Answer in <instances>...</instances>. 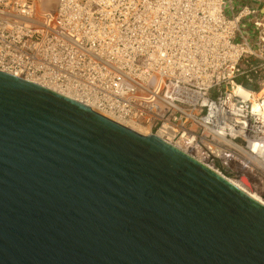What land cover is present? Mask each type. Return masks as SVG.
Instances as JSON below:
<instances>
[{"label":"water","instance_id":"obj_1","mask_svg":"<svg viewBox=\"0 0 264 264\" xmlns=\"http://www.w3.org/2000/svg\"><path fill=\"white\" fill-rule=\"evenodd\" d=\"M0 264H264V204L158 135L0 71Z\"/></svg>","mask_w":264,"mask_h":264},{"label":"built area","instance_id":"obj_2","mask_svg":"<svg viewBox=\"0 0 264 264\" xmlns=\"http://www.w3.org/2000/svg\"><path fill=\"white\" fill-rule=\"evenodd\" d=\"M42 2L0 0V71L140 126L228 178L253 176L264 190V113L252 93L235 92L264 82L258 8L242 0H58L48 10Z\"/></svg>","mask_w":264,"mask_h":264},{"label":"bare ground","instance_id":"obj_3","mask_svg":"<svg viewBox=\"0 0 264 264\" xmlns=\"http://www.w3.org/2000/svg\"><path fill=\"white\" fill-rule=\"evenodd\" d=\"M47 4V3H46ZM48 6V5H47ZM235 92H243V94H244V96L245 97H248L249 96V94L250 93H252V97H254L253 99H252V101H253V105H254V108L256 109V110H258V112H259V114L261 115L260 117L263 119V115L261 114V112H263L264 113V106H262V104L264 103V88L262 89V91L261 92H251L250 90H248V89H246L245 87H243V86H241V85H239L236 89H235ZM71 97V96H70ZM76 99V98H75ZM79 101H81V100H79ZM263 101V102H262ZM82 102V101H81ZM83 103H85V102H83ZM85 104H87V103H85ZM89 105V104H88ZM89 106H91L94 110H96L97 112H99V113H101V114H103V115H106V114H104V113H102V112H100V111H98V109L97 108H95L94 106H92V105H89ZM107 117H109V118H111V119H113V120H115V121H117V122H120V123H122L123 125H125V126H128L129 128H132V129H134V130H136V131H138V132H141V130H144L142 127H140V126H136V125H133V124H129V123H124V122H122V121H120V120H118V119H116V118H114V117H112V116H110V115H106ZM139 128V130H137L136 128ZM145 131V130H144ZM146 132V131H145ZM141 133H143V132H141ZM143 134H145V133H143ZM146 134H148V133H146ZM176 146H178V147H180V148H182L183 150H185L186 152H188L184 147H182V146H179V145H176ZM258 146V148H261V149H263L264 148V144H263V142H261V144H258L257 145ZM189 154H191L190 152H188ZM192 156H194L195 158H197L195 155H192ZM199 159V158H198ZM251 159L252 160H250L249 161V166H254V163H253V161H255V158L253 157V156H251ZM200 161H202L201 159H199ZM203 163H205L206 165H208L209 167H211L212 165H210L209 163H206L205 161H202ZM264 167V166H263ZM211 168H213V166L211 167ZM213 169H215V170H217L215 167L213 168ZM219 173H221L222 175H224V176H226L224 173H222L221 171H219V170H217ZM227 177V176H226ZM236 177V176H235ZM250 177H252V179L254 178L253 176H250ZM228 178V177H227ZM228 179H230L231 180V182H233L236 186H238L239 188H241L243 191H245V192H247L249 195H251L252 197H254L255 199H257L258 201H260V202H262L263 204H264V198H262L261 196H259L258 194H255V193H253L252 192V190L253 191H256V192H258V193H260L259 191H257L253 186H252V183L254 182V180H251V181H249V179H248V177L247 176H242V177H236V179L235 178H228Z\"/></svg>","mask_w":264,"mask_h":264},{"label":"rangeland","instance_id":"obj_4","mask_svg":"<svg viewBox=\"0 0 264 264\" xmlns=\"http://www.w3.org/2000/svg\"><path fill=\"white\" fill-rule=\"evenodd\" d=\"M57 1H58V0H43V2H42V5H43V6H42V7H44L45 9H48V10H52V9L55 8V6H56V4H57ZM46 3H47V4H46ZM242 3H251V4H253L256 8H258V9L260 10V8H262V6L264 5V0H242ZM47 5H48V6H47ZM260 12H261L260 16H257V17H259V18H258V21H264V12L261 11V10H260ZM253 21H256V18L253 19ZM263 88H264V82L257 84V93H258V92H261ZM255 92H256V91H255ZM135 128H136V127H135ZM136 129L139 130V128H136ZM139 131H140V130H139ZM141 132H143V133L146 134V132H145L144 130H141ZM247 177H248L249 180L252 179V178L249 177V176H247ZM230 178H235V179H236V177H230ZM252 192L255 193V194H258L259 196H261L262 198H264V190H260V191H259L260 193H258V192H256V191H253V190H252Z\"/></svg>","mask_w":264,"mask_h":264},{"label":"crops","instance_id":"obj_5","mask_svg":"<svg viewBox=\"0 0 264 264\" xmlns=\"http://www.w3.org/2000/svg\"><path fill=\"white\" fill-rule=\"evenodd\" d=\"M260 10L264 12V5L262 6V8H260Z\"/></svg>","mask_w":264,"mask_h":264}]
</instances>
